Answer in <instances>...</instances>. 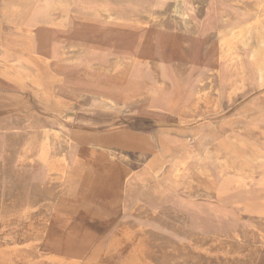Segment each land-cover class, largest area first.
I'll return each mask as SVG.
<instances>
[{"label":"rangeland","instance_id":"374dc122","mask_svg":"<svg viewBox=\"0 0 264 264\" xmlns=\"http://www.w3.org/2000/svg\"><path fill=\"white\" fill-rule=\"evenodd\" d=\"M3 1L0 0V18H6L16 25L0 21V31L23 33L17 25L27 17L26 8L33 6L34 0L24 1L26 8L10 15L4 13ZM50 3L55 5L59 0H51ZM163 5L155 18L140 23L145 29L141 43L148 51L142 58L143 64L148 66L153 78L160 81L164 88L169 87L160 77L158 59L152 52L154 34L163 31V36L157 39L161 59L167 61L172 75L180 80V89L185 92L192 84L193 91L186 104L180 108L179 103L173 105L164 124L150 119L154 130L148 134L149 142L155 144L153 136L162 126L184 129L192 124L206 127L204 132L197 130L191 133L200 151V136L211 134L208 143L217 146L218 140L233 130L264 144V0H163ZM138 26L119 27L118 31L106 36L99 33L86 39L85 43L91 45L90 51L99 56L100 50L109 52L123 45L124 41L135 35L134 29ZM37 27L40 25L37 24ZM56 30L59 33V27ZM63 32L70 31L64 29ZM190 44L194 48L192 52ZM40 61L55 78L58 74L55 62ZM130 64L128 60L111 62L106 70L107 77L111 78L109 82L122 84ZM221 70L224 71L222 78ZM73 76L93 79L97 72L88 68ZM15 94V89L0 86V117L11 121L10 113L13 112L9 109L24 111L28 116L25 129L31 134L40 136V127L44 125L49 128L69 127L73 121L76 126L73 127L74 134L83 144L89 142L90 138L98 142L100 136L115 131L118 132L119 146L132 148L123 139L122 134L127 130L122 119L108 111L114 108H99L87 116L80 112L74 119L73 116L63 119L32 99V96L23 93L16 97ZM53 95L59 97L57 88L53 89ZM148 104L149 88L146 87L128 108H116L123 117L132 119L135 109ZM52 116L56 118H50ZM93 117L99 119L95 125L84 122L91 121ZM78 126L85 127L79 135L76 131ZM14 142V137L7 139L5 151L0 157V264H125L128 252L140 240L142 232L132 230L131 235L124 236L119 231V247L103 255L94 256L87 249L59 248L62 246L59 242V216L56 217L55 213L60 182L56 176L48 177L51 197L49 200L46 197L37 198L35 185L24 184L30 176L27 172L33 174V171L9 152ZM203 142L206 143V140ZM50 144L53 147L50 157L55 158L58 155L56 148L61 149L63 143L59 137L53 136ZM211 149L216 148L211 146ZM62 154L59 152V157ZM81 154L87 155L85 150ZM86 159L89 163L94 161L92 157ZM219 170L232 171L233 166L228 162L223 163ZM9 188L15 196L7 194ZM213 188L210 176L197 170L190 178L187 191L203 199L212 197ZM254 227L239 234L193 236L187 242L171 245L170 248H162L157 237L147 235L151 246L150 264H264V220L256 219Z\"/></svg>","mask_w":264,"mask_h":264},{"label":"bare ground","instance_id":"6f19581e","mask_svg":"<svg viewBox=\"0 0 264 264\" xmlns=\"http://www.w3.org/2000/svg\"><path fill=\"white\" fill-rule=\"evenodd\" d=\"M24 1L26 0H4L2 3L4 13L10 15L15 14L21 8L25 9L26 7L23 5ZM50 2L51 0H34L33 6L26 8L27 17L17 25L24 31L23 33H4L0 31V64L2 66L21 63L27 64L29 62L28 55L31 51L34 52L36 50L47 55V58H58L59 52L62 51L60 49L64 44L63 42L73 38H75V40L69 42L68 47L63 49L64 55L66 57L69 56L71 60L78 61L85 58L88 54L89 59L92 58V56L90 55V47L85 43V32H94L96 34L104 32L106 36L112 34L115 30L118 31L119 27L131 24L140 25L134 29L135 35L133 37L131 36L130 39L124 41L123 45L118 46L115 50H110L111 61L119 57L121 61L128 60L131 63L129 69L126 72L124 71L127 77L122 84H113L109 82L111 79L110 77L102 74V80L107 78L106 80L110 85L102 83V80H99L98 83L93 85V90L89 91V105L93 108L89 109L80 106L68 112L70 114L64 117L65 119L71 118L72 116L74 119V116L78 115L80 112L87 115L99 108L126 107L131 104L146 87L149 88V104L143 109L142 113L152 116V119L155 121L158 120L161 124L168 121L170 111L174 104L179 103L180 108L187 103V100L192 95L193 86L191 84L190 87H187L186 93L183 92L180 89V80L177 76L172 75L168 68L167 61L161 59L157 39L163 36V31H157L154 34L152 52L158 59L160 77L169 87L164 88L160 81L153 78L152 74L149 72L148 66L144 65V67H141L142 65L138 61L140 57H144V54L148 52L141 43L143 37H145V29L140 23L155 18L164 6L163 0H59V3L55 5H51ZM0 21H6L12 25H16L13 24V22H9L6 18H0ZM37 24H39L40 27H37ZM56 27H59V33H57ZM64 29L70 32H63ZM49 38L51 39L48 40ZM191 44L190 51L192 52L194 48ZM220 75L221 78L224 76L223 70H221ZM50 80L49 75L37 73V75L31 79L32 83L34 82L35 84L37 82V85H35L37 87L27 88V92L23 93L32 96V99H35L39 104H44L49 108L47 110L56 112L50 105L45 104L44 101L46 94L50 95ZM221 84L222 82L220 86ZM0 86L8 89H16L13 83L1 78ZM9 110L13 112L12 114L10 113L11 121L0 117V157L4 153V141L7 137V133L4 131L11 126L10 124L12 122L16 121L17 114L25 116L26 121L28 119L27 114L22 110ZM50 118L53 119L56 117L52 116ZM26 121L19 127L21 131L15 132V139L19 138L21 135L23 136L21 142L17 144L16 152L14 153L16 158L19 161H26L40 166L37 170L38 176H34L33 178H37L41 186L44 185V180L46 178L51 175L56 176L58 182H60L59 194L61 195L69 191L79 197V206L86 209H91V207L90 204L84 203L83 200L80 199L84 194L88 199H91V201L92 199L96 201L100 198L104 199L108 209H112L111 211H114L118 204V196L116 193L118 192L121 178L120 166L119 168H111L110 165V168L104 169V166L100 164L101 161L97 163L98 153L106 154L111 161L129 157L131 153L135 152L141 154L155 152L157 145L164 147L165 153H162L163 157L174 156L177 153L176 148L171 147L170 140L173 139H171L169 134L166 133V135H163L160 133V130L165 126L155 131V136H153L155 144L150 143L148 138L145 139L143 136L140 137L139 135L127 133L122 134L123 139H125L124 141L130 147L138 149V151H135L132 148L124 149L120 147L118 144V132L115 131L100 136L97 140L98 142H95L94 138H90L89 142L83 144V142L78 139L77 134H74L73 127L76 126H74L73 121L69 127L64 125L59 126V128H49L47 125L41 126L40 136H36L35 133L31 134L30 131L25 129ZM50 129L55 130V133L59 134L60 140L69 150L60 155L56 165L48 164V157L50 156V150L48 148L50 145ZM211 138V134L198 138V142L201 144L200 151L193 136L186 137L189 143V146H187L188 155L179 157L177 162L178 165L174 172L175 178H178L180 173L185 170L194 169L196 163H201L212 172H215L216 161L220 158L219 152H222L240 169L248 166H256L258 167L256 171L264 173V144L247 138L242 135V133L233 130L232 133L220 138L217 142L218 145L216 150H212L211 146L216 145L208 143V140ZM204 140H206V143L203 142ZM178 142L179 141L176 140L174 143L177 144ZM81 145L88 146L86 156L92 157V159L95 156L94 160H96V166L100 167L99 169L95 167L93 169V166H91L92 164L90 165L88 163L89 161L86 159V156L80 155V153L75 156V152L73 151L79 149ZM107 164H109V162ZM221 190H230V187H222ZM165 198H167V195L162 191H155L153 194V200L157 203L162 202ZM119 206L121 207V205ZM196 219V226L206 229L211 228L212 218L210 215L205 221H200L198 218ZM132 230H134L133 227L126 226L122 233L119 232L120 230L115 231L127 236ZM116 239L117 236L114 238V241L111 240L115 246L118 244V239ZM149 242L145 232H142L140 240H138L134 248L132 247L133 249H130L131 251L128 252L125 264H150L149 254L151 246Z\"/></svg>","mask_w":264,"mask_h":264},{"label":"crops","instance_id":"0c3cea01","mask_svg":"<svg viewBox=\"0 0 264 264\" xmlns=\"http://www.w3.org/2000/svg\"><path fill=\"white\" fill-rule=\"evenodd\" d=\"M100 33L104 34V32ZM84 34L86 35L85 40H89L90 37H94L99 33L85 32ZM73 40L75 38L64 41V44L62 43L63 46L60 49L62 51L59 52L58 58H47V55L36 50L34 52L31 51L28 55L29 62L27 64H10L6 66L0 64V78L5 81H10L16 86L15 96L17 97V95L21 96L23 92H27V88L37 87L31 82V79L37 73L49 75L51 79V90L50 95L46 94L44 101L45 104L50 105L59 114V118L64 119V117L70 114L68 112L80 106L92 109L93 107L89 105V91L93 90L94 84L102 80V74L106 75V70L110 63L121 61V59L117 57L111 61L110 50L109 52H106V50L101 52L100 50L99 56L93 54L91 50L90 55L92 58L88 59L87 54L82 60H71L69 56L66 57L64 55L63 49L68 47L69 42ZM142 58L140 57L138 61L142 65L141 67H144ZM41 59L55 62L58 72L56 76L54 75L55 78L43 66L44 64L40 61ZM88 68H92L97 72V76L93 79H79V77L73 76L83 70H88ZM106 79L104 78L101 82L110 85ZM54 88H57L59 97H54ZM129 105L121 108H128ZM145 107L147 105L135 109L132 119L123 117L121 111L118 112L119 108L108 109V111L122 119V124L127 130L123 134L139 135L149 140L148 134L153 132L154 125L150 120L152 116L142 113ZM25 118V116L17 114L16 121L12 122L10 124L11 126L4 131L7 133V137L4 141L3 151H5L7 139L14 137L13 149H10L9 152H16L17 144L21 142L23 136L21 135L15 139V132L21 131L19 127L26 121ZM98 120V118L93 117L91 121L86 120L84 122L95 125ZM191 125L184 129L163 127L160 130V133L163 135L167 133L173 139L170 140L171 147L177 150L174 156L163 157L162 153H165V149L160 145H157L155 152L147 154L135 152L131 153L129 157L114 160L115 162L109 160L106 154L98 153L97 163L101 161L100 164L104 166V169L110 168V165L111 168H119L120 166L121 178L118 189L119 193H116L118 196V204L114 211L108 209L104 199L100 198L99 200L101 201L97 200L98 202L95 199L91 201L84 194L80 199L84 203L90 204L91 207V209H86L79 206V197L69 191L60 195L58 187L56 192L57 211L55 214L57 215L56 217L59 216V238H61L59 242L62 243V246H59V248L73 250L87 249V252H90L94 256L114 252L119 246H117L118 244L116 246L113 245L112 241H114L118 231L120 230L122 232L126 226L133 227L136 232H145L148 236L157 237L162 248H170L171 245L177 246L183 244L193 236L209 237L239 234L240 231L247 232L248 230L255 229V220H264V173L256 171L258 167L248 166L240 169L222 152H219L220 158H216L215 172H212L201 163H196L194 169L185 170L180 173L178 178H175L174 172L177 168L179 157L188 155L187 146H189V143L186 137L191 136L193 131L199 130L200 133V131L204 132L206 130L205 126ZM83 128L85 127L78 126V129H76L78 135ZM50 130V138L53 136L59 137V134L55 133V130ZM176 140L179 141L177 144L174 143ZM61 143L63 142L61 141ZM60 147L61 149L56 148L55 150L58 153L57 157H48V164L56 165L59 159V152L65 153L68 150L65 144ZM214 147L216 148L217 146ZM48 148L51 153L53 150L51 144ZM84 150L85 152L88 150L87 145H81L79 149L73 152H75L76 156ZM93 159H95V156ZM108 162L109 164H107ZM227 162L232 164L233 170L220 172L221 164ZM22 163L27 164L29 169L33 171V174L32 172H27L30 176L24 184H29L30 186L35 185V196L39 199L46 197L49 200L51 197L50 193L52 192L48 185L49 179L46 178L44 185L41 186L40 181L37 178H33L34 176H38L37 170L40 166L26 161ZM89 164H92L93 169L94 167L97 169L100 168L96 166V160ZM197 170L203 171L205 175H209L212 179L214 184L212 197L199 199L187 191L190 178L193 172ZM222 187H230V190H221ZM155 191L164 192L167 198L162 202H155L153 200ZM7 194L9 196L16 195L11 191V188L8 189ZM209 215L212 218L211 228L206 229L196 226V218L200 219V221H205Z\"/></svg>","mask_w":264,"mask_h":264}]
</instances>
